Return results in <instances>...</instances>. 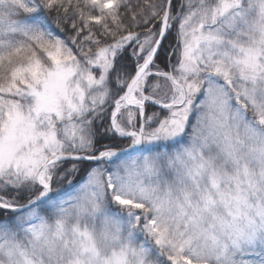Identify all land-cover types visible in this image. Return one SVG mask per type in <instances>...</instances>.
Here are the masks:
<instances>
[{"label": "snow or ice", "instance_id": "6c2138e0", "mask_svg": "<svg viewBox=\"0 0 264 264\" xmlns=\"http://www.w3.org/2000/svg\"><path fill=\"white\" fill-rule=\"evenodd\" d=\"M0 264H264V0H0Z\"/></svg>", "mask_w": 264, "mask_h": 264}]
</instances>
